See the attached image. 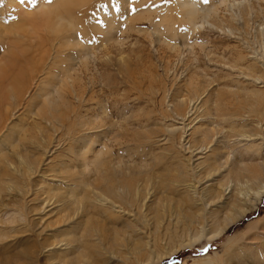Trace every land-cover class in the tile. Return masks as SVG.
<instances>
[{"label": "rangeland", "instance_id": "1", "mask_svg": "<svg viewBox=\"0 0 264 264\" xmlns=\"http://www.w3.org/2000/svg\"><path fill=\"white\" fill-rule=\"evenodd\" d=\"M234 1L0 0V264H264V197L208 216L249 187L211 150L264 164V0Z\"/></svg>", "mask_w": 264, "mask_h": 264}, {"label": "bare ground", "instance_id": "2", "mask_svg": "<svg viewBox=\"0 0 264 264\" xmlns=\"http://www.w3.org/2000/svg\"><path fill=\"white\" fill-rule=\"evenodd\" d=\"M45 1V0H44ZM59 1H61L62 3V5L64 6L65 4H66V1L67 0H59ZM223 2L224 1H226V0H222ZM232 1H234V0H232ZM47 2V1H46ZM77 2V1H76ZM82 2V1H81ZM81 2H79L78 3V5H82L81 4ZM222 2V3H223ZM228 2V1H227ZM234 2H236V1H234ZM238 2V1H237ZM49 3V2H48ZM40 5H38V7L40 8V9H44L46 6L43 4V2H40L39 3ZM237 4V3H236ZM238 4H239V2H238ZM43 6H45L44 8H43ZM66 6H68V5H66ZM78 7H80V6H78ZM19 8V7H18ZM57 8V7H56ZM59 8V7H58ZM64 8V7H63ZM66 8V7H65ZM77 9H79V8H77ZM195 9L196 8H193V7H191V8H189V10H187V12H186V15L188 16V17H190V19H193L194 18V16L196 15L195 14ZM19 10V9H18ZM50 10V9H49ZM49 10H46V11H42L43 12V14H46V16L48 17V16H50L51 14L50 13H52L53 15H55V16H57L56 17V19H57V21H61L62 22V16L61 17H59V14H57L58 12H57V9L56 10H52L51 12L49 11ZM60 10H61V7H60ZM59 10V11H60ZM65 10V9H64ZM40 11V10H39ZM63 12V11H62ZM61 12V13H62ZM66 12V11H65ZM65 12H63V14L65 13ZM103 12V11H102ZM69 13V15L71 14L70 12H68ZM18 14H20V15H22L23 17H26V15H28L26 12H24V11H22V12H19ZM62 14V15H63ZM66 14H67V12H66ZM65 14V15H66ZM86 14V13H85ZM195 14V15H194ZM70 16H72V15H70ZM68 18H70L69 16L67 17V18H65V19H68ZM64 19V20H65ZM70 20V19H69ZM68 20V21H69ZM53 22H56L55 20H53ZM64 22H66V21H64ZM112 22V21H111ZM57 24V23H56ZM110 24V23H109ZM59 25V24H58ZM57 25V26H58ZM69 27V26H68ZM64 28V27H63ZM13 28H11L10 29V31L12 30ZM62 29V28H61ZM60 29V30H61ZM7 31V30H6ZM13 31V30H12ZM8 33V32H7ZM13 33V32H12ZM15 33V32H14ZM60 33V38H61V32H59ZM35 34H36V31H35ZM62 34H63V32H62ZM263 34V33H262ZM11 35V34H10ZM55 35H57V34H55ZM66 37V36H65ZM63 39H64V37H63ZM65 40H67V39H65ZM30 79V78H29ZM31 80V79H30ZM23 94V93H22ZM25 94V93H24ZM46 106V105H45ZM57 107V106H56ZM219 110V112H220V114H222L221 112H222V110H220V109H218ZM244 115H242V117H243ZM220 117H222V116H220ZM69 118V117H68ZM232 118V116L231 117H229V120ZM47 119V118H46ZM66 119V118H65ZM226 119V118H225ZM239 119V118H238ZM240 119H241V117H240ZM53 120V119H52ZM58 120V119H57ZM82 120V119H81ZM61 121V120H60ZM66 121V120H65ZM222 121H224V120H222ZM221 121V122H222ZM226 121H228V119H226ZM1 122V121H0ZM54 122V121H53ZM50 123V122H49ZM60 123H62V122H60ZM59 123V124H60ZM74 123H75V121H74ZM77 123V122H76ZM51 124V123H50ZM230 124H232V123H230ZM79 125V124H78ZM61 126V125H60ZM231 126V125H230ZM238 127L237 128H243V130H244V127H246L243 123L242 124H240V125H237ZM73 127H75V126H73ZM76 128H78V126L76 127ZM231 129H229V130H231V132H229L228 131V133L230 134V133H234V132H236L237 130V128H236V124L235 125H232L231 127H230ZM236 128V129H235ZM70 129V128H69ZM81 129V128H80ZM235 129V130H234ZM73 130V129H72ZM71 130V131H72ZM233 130H234V132H233ZM242 130V132H240V133H236V135H234L236 138H240V139H238L239 141H238V144L240 143V141H245L247 138H249V139H247L246 141H249L250 140V138H251V136H254V135H256V134H250V135H247L248 133L247 132H244ZM69 131V130H68ZM76 131V130H75ZM79 131V130H78ZM239 131H241V130H239ZM81 132V131H80ZM201 133V138H202V142H203V146L201 147L202 149H200V151L202 150L203 151V149H206L207 150V148H209V147H207V146H205L204 145V143H205V138H207V136L205 135V133L204 132H200ZM221 133H223V132H221ZM219 134V133H218ZM226 134V133H225ZM222 135V134H221ZM231 135V134H230ZM230 135H228V136H230ZM223 136V135H222ZM225 136V135H224ZM227 135H226V137H228ZM234 138V137H233ZM205 139V140H204ZM228 138H226V140H227ZM243 139V140H242ZM237 140V139H236ZM208 141V140H207ZM216 142V141H215ZM222 142V141H221ZM208 143H210V142H208ZM228 144H229V142H228ZM209 145V144H208ZM223 145V144H222ZM221 145V146H222ZM234 145H235V143H234ZM237 145V144H236ZM224 146V145H223ZM199 147V146H198ZM217 147H218V153H216L215 154V150H211V159L212 160H214L215 162V168L213 169V170H210L209 171V173L208 174H210L211 172H221L222 171V173L221 174H219L218 173V175L219 176H221V180L223 181V182H228V184L231 182V183H235V186H243V185H241L242 183H244L245 182V184H247L249 187L247 188V187H244L245 188V190H246V188H247V190L245 191L244 189H242V190H244V199H243V201L244 202H246L247 204H244V206H242L241 204V206H239V208L237 209V210H235L233 207H232V204H226L225 206H224V209H218L219 211L217 212V213H209V215H208V213H207V215L210 217L209 219H211L209 222H210V228H212L211 226V224L213 223V222H215L216 223V221L215 220H217V216H218V214L221 212V213H223V212H225V214H227L228 212H232V211H234V213L231 215V216H227V217H225L224 219H223V224H221L219 227L217 226V228H214V229H212L210 232H211V236L212 237H220L221 236V234L226 230V229H228L231 225H233L235 222H237L238 220H240V219H242V217H244V216H246V214H248L249 212H250V210H254L256 207H257V205L261 202V200H262V198L264 197V164L263 165H260L259 163V165L257 164L256 166H251L250 167V165H248L247 163H244L243 161H240V160H238V157H235V155L236 154H234V155H230V154H227L226 152H225V148H223L222 147V149H220L219 148V146L217 145ZM257 147V146H256ZM230 148H231V146H230ZM257 151H258V149L257 148H255ZM209 150V149H208ZM201 151V152H202ZM205 151V150H204ZM229 152V151H228ZM101 153V152H100ZM221 153H226L225 155L223 154V155H221ZM232 153V152H231ZM203 154V153H202ZM210 154V153H209ZM209 157V156H208ZM262 163H264V161L262 162ZM199 165V164H198ZM117 170V169H116ZM96 171V170H95ZM182 172V171H181ZM98 173V172H97ZM105 173V172H104ZM99 175H101V174H99ZM103 175V174H102ZM105 175H107V174H105ZM105 175H103V176H105ZM99 178H100V176H99ZM106 178V177H105ZM102 179H104V178H102ZM107 179V178H106ZM137 179V178H136ZM101 180V179H100ZM220 180V181H221ZM104 181H106V180H104ZM117 181H119V180H117ZM134 181V180H133ZM136 181H138V180H136ZM110 181L108 180V182L107 183H109ZM123 182V181H122ZM135 182V181H134ZM106 183V182H105ZM111 183V182H110ZM114 183V182H113ZM224 183V184H225ZM117 184V183H116ZM118 186H120V184H118ZM134 184H132V183H130V184H128V183H124V185H123V188H125V191H126V194H128V193H130V191H133V190H135L134 189ZM222 186V185H221ZM227 186V185H226ZM105 187H107V189H106V192H108L109 193V195H110V199L112 200V199H116L117 201V203H119V202H125V205H126V202L128 201L127 199H126V194H124L123 192H121L120 191V189H121V187H122V185H121V187H117V185H114V184H110V185H108V186H105ZM239 188V187H238ZM251 191V193H253V195L251 194L250 195V192ZM137 191L135 190V193H136ZM240 192V191H239ZM240 193H243V192H240ZM134 194V193H133ZM138 194V193H137ZM133 197V196H132ZM219 197V196H218ZM217 197V198H218ZM211 199H208V202H210V201H212L213 199H215V198H213V197H210ZM114 200H112V202L114 201ZM133 200V199H132ZM135 200V199H134ZM133 200V201H134ZM119 201V202H118ZM133 201H132V205H133ZM214 201V200H213ZM233 202H237V200L236 199H234V200H232ZM239 203V202H238ZM115 204V201L113 202V204L112 205H114ZM127 204H128V202H127ZM120 206V205H119ZM123 206V205H122ZM121 206V207H122ZM134 206H135V204H134ZM234 206V205H233ZM123 207H127V206H123ZM130 208H132L131 206H129ZM124 208V209H125ZM128 208V207H127ZM127 208H126V210H127ZM129 208V209H130ZM104 213H107V211H105ZM229 213V214H230ZM224 214V213H223ZM204 216V215H203ZM207 216V217H208ZM220 219V218H219ZM206 221L208 220V218L207 219H205ZM205 220H204V217H202L201 216V218H199V217H197V214L195 215L194 213L192 214V215H190V216H188V218H187V221H186V223L184 224L185 225V228H193V229H197L198 227L200 228V229H202L203 230V226H204V224H206L205 223ZM220 224V223H219ZM77 225H78V223H77ZM206 226H208L207 224H206ZM184 227V226H183ZM184 229V228H183ZM182 229V230H183ZM96 230V229H95ZM182 230H180V231H182ZM186 230V229H185ZM194 230V231H195ZM97 231V230H96ZM132 231V230H131ZM188 231V230H187ZM197 231V230H196ZM195 231V232H196ZM199 231H201V230H199ZM204 231V230H203ZM103 232V231H102ZM183 232H185V231H183ZM183 232H180V234L181 233H183ZM95 233V232H94ZM104 233V232H103ZM171 233V232H170ZM175 233V232H174ZM173 232H172V234H174ZM200 233V232H199ZM101 234V233H100ZM176 234V233H175ZM178 234V233H177ZM197 234V232L194 234V235H196ZM206 234H209V233H206ZM184 235V234H183ZM198 235V234H197ZM89 236V235H88ZM90 236H91V234H90ZM102 236V235H101ZM173 236H176V235H173ZM181 236H182V234H181ZM98 238H99V235L97 236ZM104 237V236H103ZM176 237H178V236H176ZM179 237H180V235H179ZM194 238H195V236H193ZM207 237V236H206ZM208 237H210V235H208ZM207 237V238H208ZM102 239V238H101ZM105 238H103V240H104ZM171 239H172V237H171ZM164 241V240H163ZM148 244V243H147ZM156 244V243H155ZM113 245V244H112ZM156 246V245H155ZM147 247V246H146ZM144 248V247H143ZM149 248V247H148ZM140 249V248H139ZM142 249V248H141ZM146 250H147V248H146ZM149 250V249H148ZM136 255V254H135ZM140 255V254H139ZM161 256H163V255H161ZM145 261V260H144Z\"/></svg>", "mask_w": 264, "mask_h": 264}, {"label": "snow or ice", "instance_id": "3", "mask_svg": "<svg viewBox=\"0 0 264 264\" xmlns=\"http://www.w3.org/2000/svg\"><path fill=\"white\" fill-rule=\"evenodd\" d=\"M21 2H24V0H21ZM49 2H51V0H49Z\"/></svg>", "mask_w": 264, "mask_h": 264}]
</instances>
